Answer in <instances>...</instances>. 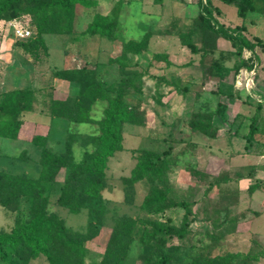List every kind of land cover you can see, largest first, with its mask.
Returning <instances> with one entry per match:
<instances>
[{"label":"rangeland","instance_id":"374dc122","mask_svg":"<svg viewBox=\"0 0 264 264\" xmlns=\"http://www.w3.org/2000/svg\"><path fill=\"white\" fill-rule=\"evenodd\" d=\"M96 1L92 8L75 6L72 19L52 14L56 23L70 25V30L44 33L43 43L35 41L34 20L22 8L9 12L8 19H0V99L15 88L34 91L32 109L21 113L24 124L18 139L0 137V171L39 177L41 149L30 142L35 135H46V147L57 154L64 152L66 141H70L75 161L94 149L91 138L100 134L98 121L108 101L94 102L92 120L87 123L51 114L54 101L64 100L78 90V84L56 77V71L86 65L96 69L97 77L115 88L123 79H131L133 84L125 90L126 97L139 100L147 120L144 126H122V146L109 158L105 170L103 227L96 238L85 242L87 261L98 263L110 228L121 216H131L137 222L127 264H138L144 229H150L156 221L165 226L181 225L185 213L181 207L158 214L141 208L148 190L145 180L135 185L133 203L124 201L123 178L134 168L136 156L144 150L162 154L169 147L170 194L175 201H186L192 214L184 238L173 237L166 243L164 252H170L166 264H183L185 259L198 255L218 256L227 252L263 250L264 254V49L256 46L254 53L244 49L241 56L237 55L230 41L216 36L201 22L199 0ZM26 5L27 0L23 3ZM263 5L264 0L257 2L258 7ZM204 6L212 12L214 24L229 29L244 26L243 34L248 39L258 38L264 43V9L240 18L234 4L210 0ZM115 9L118 27L114 39L88 33L87 27L96 13L112 14ZM10 23L30 29L31 35L18 39ZM145 33L150 35L147 49L122 58L123 43L140 40ZM182 33H190L196 46L204 48L191 53L181 44ZM116 57L121 58V64L113 60ZM241 59L252 69L241 66ZM120 67L128 72L123 75ZM218 90L225 95L220 96ZM218 101L227 105V118L213 117V125L218 127L216 136L210 138L192 129V114L200 111L208 115ZM235 115L241 123L239 136L230 129ZM252 117L258 130L254 140L247 142L242 136L248 132ZM224 177L226 182L221 181ZM63 181L62 169L55 181L45 183L47 211L62 218L69 229L84 233L88 210L75 214L57 203ZM253 183L259 187L250 192L248 187ZM28 209L25 198L15 210L0 204V232H9L28 219ZM159 258L160 254L155 252L151 262L159 264ZM9 264L48 262L39 255L29 261L12 257ZM253 264H264V257Z\"/></svg>","mask_w":264,"mask_h":264},{"label":"trees","instance_id":"16d2710c","mask_svg":"<svg viewBox=\"0 0 264 264\" xmlns=\"http://www.w3.org/2000/svg\"><path fill=\"white\" fill-rule=\"evenodd\" d=\"M24 1L0 0V19H8L9 12L22 8L23 12L30 14L34 20L37 34L35 41L39 43H43L44 33H68L70 30V25L56 23L51 18L52 14H62V17L72 19L75 6L92 8L97 5L96 0H27L28 5L24 7ZM203 1L197 2L201 22L216 36L230 41L236 48L237 55L241 56L244 49L254 53L256 46L264 49V43L260 39L255 38V41H251L243 34L244 26L229 29L214 24L212 12L204 6L210 3V0H205V3ZM221 1L225 4H234L240 18L246 17L249 12L264 9V5L257 6V2L262 0ZM117 15L116 9L112 14L96 13L87 27L88 33L98 34L109 40L114 39L118 27ZM149 38V33H145L140 40L123 43L121 57L127 58L128 55L145 51ZM180 40L193 54L204 48L196 46L190 33L180 34ZM113 60L122 63L119 57ZM240 62L241 66L252 69L245 59H241ZM238 68L240 67H236ZM120 71L123 75L128 72L123 67H120ZM55 76L75 82L78 84V90L64 100L54 101L50 109L53 115L65 117L75 123H87L92 120L91 109L94 102L98 99L108 101L104 115L98 121L100 134L91 138L94 149L85 152L80 161L74 160L70 141H66L64 152L57 154L46 147V135H35L30 142L41 149L42 170L39 177L0 171V204L15 210L22 198L27 199L29 203L28 219L14 226L9 232H0V264H9L12 257L29 261L39 255H43L48 264H92L87 261L88 250L85 242L96 238L103 227L106 205L102 192L107 186L105 170L108 160L122 146L123 124L139 126L146 124L147 114L139 100L126 97L125 90L133 84L131 79H123L119 87L115 88L113 84H105L97 77L96 69L86 65L81 68L58 70ZM183 90L187 91V87H183ZM218 94L225 95L224 91H219ZM33 101L34 91L29 88H15L3 94L0 99V137L18 139L19 131L24 124L21 113L30 111ZM260 106L258 103L257 108ZM215 115L227 118V105L218 101L216 109L208 115L195 111L190 120V127L214 138L218 131V127L213 125ZM237 118L238 115H235L230 129L239 136L241 123L237 122ZM257 130L258 127L252 117L249 130L242 137L251 142ZM171 150L169 147L162 154L150 150L142 151L136 156V164L129 176L123 178L126 203H133L135 185L145 180L148 190L141 203L143 210L158 214L178 206L185 211L182 223L178 227L165 226L156 221L150 229L143 230L140 235L142 251L136 259L138 264H153L151 257L155 252L160 254L157 262L166 264L170 259V252H164L166 243L173 237L184 238L189 228V216L192 214L189 204L186 201H175L170 194L168 171ZM62 169L64 181L57 203L75 214L83 209L88 210V224L84 233L69 229L62 218L47 211L45 183L55 181ZM221 181L226 182L227 179L224 177ZM258 187L257 183H253L248 189L253 192ZM136 223L135 218L127 215L117 220L110 228L104 252L97 264H127ZM261 257H264L263 250L247 253L227 252L218 256L198 255L193 259H183V264H253Z\"/></svg>","mask_w":264,"mask_h":264},{"label":"built area","instance_id":"2783aa9c","mask_svg":"<svg viewBox=\"0 0 264 264\" xmlns=\"http://www.w3.org/2000/svg\"><path fill=\"white\" fill-rule=\"evenodd\" d=\"M13 29V34L18 38V39H22V38H27L31 35V30L19 25L18 23H10Z\"/></svg>","mask_w":264,"mask_h":264}]
</instances>
